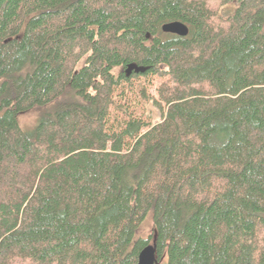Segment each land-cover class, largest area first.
<instances>
[{
	"label": "trees",
	"instance_id": "1",
	"mask_svg": "<svg viewBox=\"0 0 264 264\" xmlns=\"http://www.w3.org/2000/svg\"><path fill=\"white\" fill-rule=\"evenodd\" d=\"M142 79L158 123L116 104ZM151 240L157 264H264V0L0 2V264H138Z\"/></svg>",
	"mask_w": 264,
	"mask_h": 264
},
{
	"label": "rangeland",
	"instance_id": "2",
	"mask_svg": "<svg viewBox=\"0 0 264 264\" xmlns=\"http://www.w3.org/2000/svg\"><path fill=\"white\" fill-rule=\"evenodd\" d=\"M161 83V80L158 79H142L140 81H135L132 85L120 87L117 92L116 104L117 106H122L123 110H126L130 116H142V118L150 120L152 123H158L161 120L160 113L157 112L151 102L146 101L145 95L156 94ZM39 119V112L34 110L20 117V126L24 131L32 130L38 124ZM125 119L127 120L128 118L118 111V109H114L110 123L114 127H118L121 126V123ZM151 217L152 215L142 224L140 234L137 238L150 239L151 236L153 237L154 225ZM150 242L153 245V240Z\"/></svg>",
	"mask_w": 264,
	"mask_h": 264
},
{
	"label": "water",
	"instance_id": "3",
	"mask_svg": "<svg viewBox=\"0 0 264 264\" xmlns=\"http://www.w3.org/2000/svg\"><path fill=\"white\" fill-rule=\"evenodd\" d=\"M4 0H0L2 2ZM162 30L166 34L178 35L186 37L189 34V28L182 22H171L165 24ZM147 71L146 68L139 67L136 64H131L126 70L127 77H131L135 74H143ZM138 264H157L156 248L154 245H149L140 254Z\"/></svg>",
	"mask_w": 264,
	"mask_h": 264
}]
</instances>
